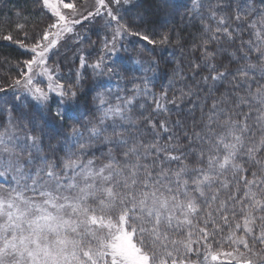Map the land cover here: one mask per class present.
Returning a JSON list of instances; mask_svg holds the SVG:
<instances>
[{"label":"snow or ice","instance_id":"obj_1","mask_svg":"<svg viewBox=\"0 0 264 264\" xmlns=\"http://www.w3.org/2000/svg\"><path fill=\"white\" fill-rule=\"evenodd\" d=\"M34 4L39 23L0 21L23 50L0 76V264H264V0H191L200 38L169 71L172 0ZM100 16L101 56L58 76L52 56ZM133 70L132 95L105 87Z\"/></svg>","mask_w":264,"mask_h":264},{"label":"trees","instance_id":"obj_2","mask_svg":"<svg viewBox=\"0 0 264 264\" xmlns=\"http://www.w3.org/2000/svg\"><path fill=\"white\" fill-rule=\"evenodd\" d=\"M172 4L174 5V11L171 16H168L164 19H162L161 23H164L165 28L164 30H168L171 33V39L172 43L165 48L164 51L157 50L156 55L160 57H167L169 59V63H164L163 59L161 60V69L164 71H169L170 68L176 64L177 61L185 60L189 53V50L192 48V45L195 41L199 40L200 33L202 31L201 28V20L199 16H194L190 9H191V0H172ZM21 9L24 10V15H27L30 17L31 24L39 23L42 19V13L36 8L34 4V0H0V21H3L7 17L15 18V13L17 11H20ZM204 23H209V21L205 20ZM212 26L215 27V23L211 22ZM30 24V26H31ZM93 41H99V35L100 33L97 32V36L95 33H93ZM96 37V38H95ZM244 39H248V36L245 35ZM177 40H179L180 45H177ZM97 44V43H96ZM122 44L126 48L129 49V51L132 50V46L135 45L137 48L141 47L142 44L138 43L136 38L133 37H126L122 40ZM150 47V46H149ZM23 50L16 48L14 45L9 44L8 42H0V76L9 75L14 76L15 70L10 69L8 65L2 64L5 57L8 58L9 61L14 62L16 59H22L23 56H21ZM123 56V53L121 54ZM197 56L199 53L196 54ZM93 56V55H92ZM101 56V54H100ZM148 54L145 53V57L147 58ZM94 57V56H93ZM97 58V56H96ZM99 58V57H98ZM97 58V59H98ZM91 60V57H90ZM124 63L127 65V61L125 60ZM129 68H134L132 65H127ZM185 71H187L186 63L184 65ZM141 73L139 71H129L127 73H122V76L124 79H120L119 77H112L110 82H106L105 87L111 88L113 92H117L120 89H124L125 87L129 90L128 95H132L131 92L132 84L125 85V80L133 77V76H140ZM85 76V83H87V80L92 77L91 70H88L84 74ZM107 81V78H104ZM63 82L71 83L72 80H65ZM139 81H133V83H138ZM3 81L0 80V84H2ZM156 92L161 91L159 87L155 89ZM123 94V93H122ZM171 97V93L169 94ZM57 100L58 98L53 96L50 98V106L53 110L57 107ZM113 103H115V99L112 100ZM143 101H139L138 103H142ZM211 101H209V104ZM7 108V105H5ZM14 115V113H13ZM9 118V113L7 111L0 113V124H6ZM173 119H175V114H173ZM167 137H164V140H166ZM97 156H99V153H97ZM3 180H0V183H2ZM192 259H195L193 256Z\"/></svg>","mask_w":264,"mask_h":264},{"label":"rangeland","instance_id":"obj_3","mask_svg":"<svg viewBox=\"0 0 264 264\" xmlns=\"http://www.w3.org/2000/svg\"><path fill=\"white\" fill-rule=\"evenodd\" d=\"M65 2H68V0H65ZM83 3L88 10H92L95 6V0H83ZM97 32L100 33V40L96 41V44L91 38L94 35L93 33H95L97 36ZM111 36L112 34L105 23V18L103 16L95 18L88 24L78 26L73 34H69L66 41V46L59 47L58 51H56V54L52 56V59L49 61V65L54 70L58 68V76L68 77L69 73L71 72L72 78L74 79L76 70L79 66L78 57L83 55L87 58L89 64L94 62L98 57H100L105 38L110 40ZM88 70L91 69H82L81 71L83 74H85V72ZM46 83L47 81H45V84ZM53 96H55V94H52V97ZM6 179L8 178L0 177V180L5 181Z\"/></svg>","mask_w":264,"mask_h":264}]
</instances>
